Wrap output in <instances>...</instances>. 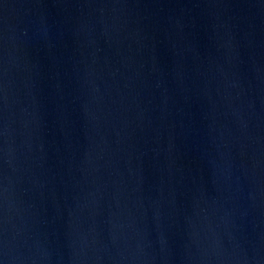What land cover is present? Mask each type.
Instances as JSON below:
<instances>
[{
	"label": "water",
	"instance_id": "water-1",
	"mask_svg": "<svg viewBox=\"0 0 264 264\" xmlns=\"http://www.w3.org/2000/svg\"><path fill=\"white\" fill-rule=\"evenodd\" d=\"M0 264H264V0H0Z\"/></svg>",
	"mask_w": 264,
	"mask_h": 264
}]
</instances>
